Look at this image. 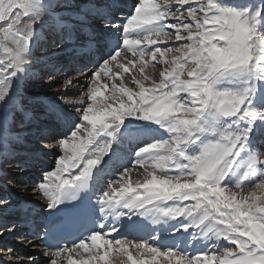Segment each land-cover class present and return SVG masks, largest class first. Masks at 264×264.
Returning a JSON list of instances; mask_svg holds the SVG:
<instances>
[{"label":"snow or ice","instance_id":"6c2138e0","mask_svg":"<svg viewBox=\"0 0 264 264\" xmlns=\"http://www.w3.org/2000/svg\"><path fill=\"white\" fill-rule=\"evenodd\" d=\"M101 7L0 0V148L38 65L60 97L54 170L31 187L41 255L3 245L0 264H264V0H134L104 17L114 43L61 84L41 37L57 52L94 40Z\"/></svg>","mask_w":264,"mask_h":264},{"label":"bare ground","instance_id":"6f19581e","mask_svg":"<svg viewBox=\"0 0 264 264\" xmlns=\"http://www.w3.org/2000/svg\"><path fill=\"white\" fill-rule=\"evenodd\" d=\"M86 2H88V0H70V3L74 6ZM93 2L102 6L100 8L101 15H96L95 13H91L89 15L87 31H91L95 33L94 40L90 41L89 37L85 35L84 32H80L78 36H76L73 40L71 41L66 40L64 42V44L62 45L63 51L57 52L54 48H51L50 49L51 52H47L46 48L49 47L52 42H50L51 41L50 39H46L45 37L42 36L40 42L43 43V46L39 42L35 50V54L37 56L45 57L46 63L50 61L51 63L55 64L56 69H58L57 74L60 77L61 84L63 83V79L65 77H72L73 79H75L78 71L81 70L80 67L87 66L88 68H92L93 66L92 61L98 58L97 55L98 45L102 50L106 51L114 43L115 33L105 27L104 17L110 16V17H115L116 19H120L122 16L128 15L134 0H93ZM72 11L73 10H70L69 14H71ZM59 58L60 60H58ZM49 67L50 64L48 66H45L43 64L38 65L37 69L34 71V75L32 79L29 80L28 82H25L22 85L23 96L20 102L24 106L23 111L30 112L32 114L42 113L41 112L42 109H46L50 111V106L60 101V97L54 95L58 86H55V88H53V90L49 92L45 90L48 87L47 85L49 83L48 76L46 75V72L48 71ZM65 72H71V73L67 76ZM86 83L87 82L81 78L78 85H74L71 89H69L68 94L70 96L79 95L81 91V86L85 85ZM29 108L30 110H28ZM25 118H27L28 120V116L26 115V113L22 112V115L20 112L17 113L15 121L11 123L9 126V132H10L9 147L7 151H5L3 148H0L1 162L2 160H5L6 158H11V156H13L12 161L7 163L5 167L8 169L6 173L9 174L11 172L13 174L16 173L22 174L20 176L19 175L1 176L0 173V184H4L6 186L5 188L3 187L5 191L0 187V199H2L3 196V199L8 201L9 207L18 206L21 204L22 206H26L27 204L30 205L32 204L33 206L29 207V212H32L33 209H35L36 213L42 216V215H46L45 208L43 207L44 201L41 198L33 195L31 191V187L32 184L37 179L38 175L40 174L41 170L42 169L48 170V167H46L45 164L39 160L38 164L36 165L38 169L36 168L37 170L35 169L34 171H31L33 173L31 174L30 180L27 182L25 186H22L20 182L22 177L26 173H29V171H27L26 169V164L29 163V159L26 158L27 157L31 158V156L25 157L23 156L24 154L18 156L17 153L21 154L25 151L31 153L33 149L31 147H28V149L26 147H21L22 144L16 143L15 140L14 141L11 140L12 139L17 140L18 134L22 132L23 134L24 133L27 134L29 142L33 140L38 141L42 139L43 137L42 133L47 135L49 131L41 130L39 129V127L36 126L34 127L32 126V124L30 123L28 124L26 122H25V126H20V127L16 126V125L24 124ZM49 138L50 137H47L45 139H49ZM49 143L50 141L43 142L41 147L43 146V149H46ZM23 149H25V151H21L20 153V150ZM21 161H23V164L25 163L24 165L22 164V166L20 165ZM18 165H20L21 167L20 169L18 168L19 167ZM13 169H17V170H13ZM1 192H4L6 195H2ZM26 197H28V199ZM25 198L29 201V203H26L27 201H24ZM9 207L2 209L0 211V214L3 215L2 216L3 223L0 224V227L2 226L6 227L12 225L11 220H14L15 216L10 214L11 210H9ZM15 237H16L15 242H20V240L18 239V237L20 236L15 235ZM28 239L32 240L34 243H36L37 241V239H34L33 234L29 235ZM6 242L7 241L5 240L0 245L14 246L9 243L7 244ZM35 249H38V246H36L35 248L27 247L25 250H20V251L31 255H40V253L36 252ZM41 259H43L42 256Z\"/></svg>","mask_w":264,"mask_h":264},{"label":"rangeland","instance_id":"374dc122","mask_svg":"<svg viewBox=\"0 0 264 264\" xmlns=\"http://www.w3.org/2000/svg\"><path fill=\"white\" fill-rule=\"evenodd\" d=\"M40 43L43 46V43L42 42H40ZM51 48H54L53 45H52V43L50 44L49 47L46 48V51L47 52H51L50 51ZM57 55H59V54H57ZM58 60H60V58ZM59 62H61V61H59ZM84 68L85 67H80V69H84ZM65 73L68 76L71 72H65ZM55 86H58V85H54L53 87H47L45 90H47V92H49V91L53 90V88H55ZM102 91H103V89H102ZM105 95H108V92H105ZM28 110H30V108ZM23 112L26 113V115L28 116V120H27V118H25L24 124L16 125V126H18V127L25 126V122H26L28 124L29 123L32 124V126H34V127L35 126L36 127H39V129H41V130H47V131H49V133L47 135H45V134L42 133L43 137H42V139H40L38 141L37 140H33V141L29 142L28 137H27V134L26 133L23 134L22 132H20V135L17 137V140L16 139H12L11 140V141H14L15 140L16 142L22 144L21 147H26L27 149H28V147H31L33 149L32 150L33 153L32 152L31 153L26 152L25 149L20 150V153H21V151H25V153L27 155H25V154L23 155V153H21V154L17 153L18 156L23 155L25 157L28 156V154H31L35 158V160H34L35 163L33 165L32 164H29V163L26 164V169H27V171H29V173H26L22 177V179L20 181L21 182V185L22 186H25L27 184V182L30 180L31 174L33 173L31 171H34L37 168L36 165L38 164L39 160L42 161L45 164L46 167H48V170H54V158H53V156L49 152H46L45 151L46 149H43V146L41 147V145L43 144V142H49L50 141V139H45V138L51 137L52 135L56 134V132L58 131V124H57V121H56L55 116L50 111H48L46 109H42V111H41L42 113H38V114H32L30 112H25V111H23ZM20 113L22 115V112H20ZM18 117H20V116H18ZM16 126H14V127H16ZM59 127H62V126H59ZM28 131H30V130H28ZM40 132H42V131H40ZM38 133H39V131H38ZM44 133H45V131H44ZM41 157H42V159H41ZM18 158H20V157H18ZM10 159L11 160H7V158H6L5 160H2V162L0 161V173H1V176H3V175H5V176H9V175L10 176H12V175H15V176H18L19 175L20 176V175H22V174H17V173L16 174H13L11 172L9 174L6 173V171L8 169L5 168V167H6L7 163H9L10 161H12L13 156H11ZM26 159H30V158L27 157ZM22 164H23V161L20 162V165L21 166H22ZM20 165H18L19 166L18 167L19 169L21 168ZM13 170H17V169H13ZM0 187L4 190V188L6 186L4 185V186H0ZM1 193H2V195H6L4 192H1ZM18 197H19V195H18ZM26 198L28 199V197H26ZM26 198L24 199V201H27L26 203H29V201ZM2 199H3V196H2ZM12 207H15V206H12ZM12 241H13V239L10 240V243H12ZM35 244H36V246H39L38 243H35Z\"/></svg>","mask_w":264,"mask_h":264}]
</instances>
